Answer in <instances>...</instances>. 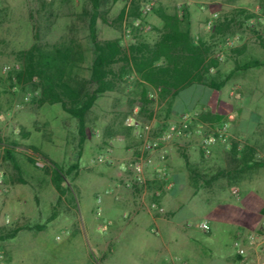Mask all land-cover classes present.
<instances>
[{"label": "rangeland", "instance_id": "1", "mask_svg": "<svg viewBox=\"0 0 264 264\" xmlns=\"http://www.w3.org/2000/svg\"><path fill=\"white\" fill-rule=\"evenodd\" d=\"M147 2H153V8L142 15L143 27L137 28L128 19H117L129 0H100L98 37H119L124 47L134 38L153 42L162 29V22L154 11L160 8L168 14L186 13L192 36L212 42L213 54L220 61L218 78H223L236 61L250 57L264 60V47L259 41V36L264 38V0H142L140 8ZM239 7L255 16L243 19L240 26L233 25L236 30L233 34H216L211 38L216 19L221 20L224 14ZM91 10L92 0H0V234L20 228L14 237L0 239V254L10 264H86L93 259L92 244L86 239L83 226L91 219L95 225L101 223L102 209L111 203L103 180L116 172L113 149L122 144V137L132 133L123 124L125 115L137 109L136 115L141 121L156 125L151 134L154 137L180 114H198L188 109L175 115L167 112L166 102L159 100L158 93L149 97L155 89L145 88L128 69L116 76L113 89L103 93L88 112L87 137L81 145L75 118L58 103L37 106L32 100L38 93L33 85L21 87L9 77L19 67L16 52L27 48L35 37L47 44L75 39L85 56L81 74L87 76L85 68L93 56L87 29ZM233 48H242V52L234 53ZM121 65L116 63L115 71ZM241 74L247 75L248 85ZM204 90L195 94L199 101L210 97L208 92L212 90ZM220 90L228 97L239 98L238 104L248 103L253 114L250 125L259 119L264 124L263 66L236 71ZM215 126L214 122L202 124L203 132L211 133ZM189 140L197 146L196 136ZM32 146L64 168L78 162V169L71 173L76 171V175L73 179L66 177L67 190L57 203L58 193L45 171L50 162ZM98 154H109L112 161H91ZM233 200H236L234 195ZM214 203L211 201L209 205L200 194L196 195L189 204L193 212L188 222L199 227L208 214L216 213L211 210ZM50 216L53 217L49 219ZM34 224H44V227L29 228ZM199 236L204 240L207 235L199 233Z\"/></svg>", "mask_w": 264, "mask_h": 264}, {"label": "crops", "instance_id": "2", "mask_svg": "<svg viewBox=\"0 0 264 264\" xmlns=\"http://www.w3.org/2000/svg\"><path fill=\"white\" fill-rule=\"evenodd\" d=\"M241 75L248 85L247 75ZM205 88L209 89L192 84L181 90L167 112L227 113L229 141L215 144L207 155L200 153L192 140L164 143L161 149L149 152L152 162L145 169L148 188H142L126 184L131 178V161L142 150V140L132 133L122 137V144L113 149L116 172L103 180L111 203L102 209L101 223L95 225L91 219L83 226L93 250V259L86 264H244L262 255L264 246H248L247 255L241 257L233 241L240 235L263 232L259 226L264 220V167H249L238 160L244 145L251 146L254 158H264V124L259 119L250 125L253 114L248 103L238 104L239 98L228 97L221 90L209 91L212 95L199 101L195 94ZM247 94L250 97L248 90ZM162 151L173 186L162 190L158 200L164 211L159 213L150 210L148 203L154 197L152 190L162 187L155 168ZM198 194L209 205L215 202L211 210L216 213L203 220L209 225L207 231L188 222L193 212L189 204ZM233 195L236 200L232 202ZM199 233L206 238L201 240Z\"/></svg>", "mask_w": 264, "mask_h": 264}, {"label": "trees", "instance_id": "3", "mask_svg": "<svg viewBox=\"0 0 264 264\" xmlns=\"http://www.w3.org/2000/svg\"><path fill=\"white\" fill-rule=\"evenodd\" d=\"M141 1L129 0V4L121 8L117 19H128L133 26L134 19L142 17ZM99 2L100 0H92L87 24L88 39L93 52L90 64L85 68L87 76L81 74L85 56L77 40L47 44L36 37L27 48L16 52L19 67L9 76L21 87L33 85L38 91L32 99L37 106L58 103L64 112L75 118L80 145L87 137L88 112L103 93L113 89L116 76H121L127 69L136 74L145 88L157 89L159 100L165 101L167 108H170L175 96L192 84L203 85L217 92L236 71L264 67V60L250 57L242 62L236 61L223 78H218L220 61L213 54L212 42L192 36L190 20L186 13L181 16L176 13L168 14L160 8L154 10L162 22L161 32L155 41L147 42L134 38L133 42L124 47L119 37L100 39L96 27ZM240 16H243L242 20L236 19ZM254 16L255 14L245 8H235L224 14L221 20L216 19L210 37L214 38L216 34H233L236 31L233 25L240 26L243 19ZM259 41L264 47V38L259 36ZM231 51L239 54L242 48H233ZM118 62L122 65L117 72L114 65ZM146 98L147 92L144 91L145 101ZM226 115L227 113L216 112L210 116L209 111H204L196 115L195 121L201 123L203 120H211L218 126L227 121ZM31 148L50 162L45 171L58 193L57 203L67 190L64 184L66 177L73 179L76 175V171L75 174L71 173L78 169V162L64 168L36 147ZM251 149V146L244 145L238 162L249 167H264V158H254ZM28 159L35 165L32 158ZM43 227L44 224L29 226L37 230ZM19 229L16 227L6 234H0V239L14 237Z\"/></svg>", "mask_w": 264, "mask_h": 264}, {"label": "built area", "instance_id": "4", "mask_svg": "<svg viewBox=\"0 0 264 264\" xmlns=\"http://www.w3.org/2000/svg\"><path fill=\"white\" fill-rule=\"evenodd\" d=\"M153 2H147L142 8H140L142 15L151 9ZM216 16V14H214ZM208 23H211L209 21ZM133 25L137 28H142L143 23L140 18H136L133 21ZM158 90L155 89L154 93H150L149 97H154ZM137 109L125 115L123 118L124 126L130 130L133 135L141 138L142 140V150L136 154L131 161V178L126 183L129 187L139 186L142 188H147V178L145 176V169L147 165L152 162V157L149 152L161 149L162 145L169 142L172 139H192L196 136L197 138V148L198 150L207 155L210 153L211 147L217 143H225L228 139V121H224L217 127L213 129L211 133H204L202 129V124L195 121L196 114L191 112H184L179 115L175 120L169 121L162 130L158 131V134L151 137L156 125L152 123H147L141 121L137 117ZM160 163L156 165V178L161 182V188H155L152 190V195L154 196L152 200L149 201L148 207L154 212L162 213L164 211L163 206L160 204L158 198L162 193V190H168L173 186V180L170 178L169 172L165 165L166 155L162 151L159 155ZM91 161L95 163L101 162H111L112 158L109 154H98ZM204 231L209 229V225L206 221H201L199 223ZM264 232V220L259 226ZM258 231L248 234L247 236H238L233 241V246L235 248L236 254L241 257L247 255L248 246H264V234ZM0 264H10L2 254H0ZM183 264H188L183 262ZM244 264H264V252L259 258H257L252 263Z\"/></svg>", "mask_w": 264, "mask_h": 264}]
</instances>
